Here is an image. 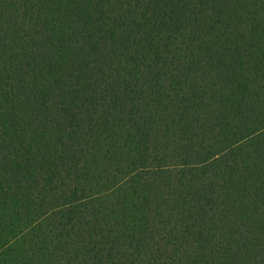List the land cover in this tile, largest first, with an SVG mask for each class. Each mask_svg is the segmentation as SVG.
Wrapping results in <instances>:
<instances>
[{
  "label": "trees",
  "instance_id": "trees-1",
  "mask_svg": "<svg viewBox=\"0 0 264 264\" xmlns=\"http://www.w3.org/2000/svg\"><path fill=\"white\" fill-rule=\"evenodd\" d=\"M0 264H264V0H0Z\"/></svg>",
  "mask_w": 264,
  "mask_h": 264
}]
</instances>
